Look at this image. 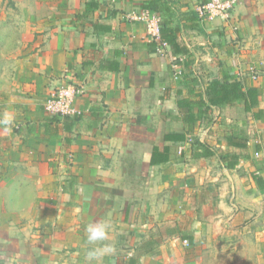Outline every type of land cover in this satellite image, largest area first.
I'll use <instances>...</instances> for the list:
<instances>
[{
  "label": "crops",
  "instance_id": "crops-1",
  "mask_svg": "<svg viewBox=\"0 0 264 264\" xmlns=\"http://www.w3.org/2000/svg\"><path fill=\"white\" fill-rule=\"evenodd\" d=\"M148 1L154 0H69L64 10L51 8L48 22H21L13 50L0 49V244L26 239L21 264H86L84 230L99 221L111 224V244L122 251L117 238L137 220L142 191L153 198L157 178L188 156L207 158L221 148L222 162L238 157L232 170L223 162L226 168L244 177L239 169L252 154L247 127L264 119L242 113V104L208 103L207 112L200 104L210 81L231 75L257 89L264 110V0H233L230 18L205 22L196 11L205 0H155L161 11L145 9ZM145 15L159 16L160 27L171 20L190 55L174 54L161 31L152 38L137 19ZM67 85L82 89L70 130L63 119L51 123L44 109L50 94ZM232 109L247 119L239 125ZM189 114L196 119L188 122L191 131ZM245 132L247 149L227 145ZM259 146L256 155L264 151ZM254 175L262 178L251 169V188L264 191ZM151 236L162 235L138 242L128 264ZM184 239L195 245L193 234ZM159 242L160 255L137 264L161 257Z\"/></svg>",
  "mask_w": 264,
  "mask_h": 264
},
{
  "label": "rangeland",
  "instance_id": "rangeland-1",
  "mask_svg": "<svg viewBox=\"0 0 264 264\" xmlns=\"http://www.w3.org/2000/svg\"><path fill=\"white\" fill-rule=\"evenodd\" d=\"M68 1L0 0V49L5 54L13 50L23 36L21 22L34 23L41 18L48 22L51 8L57 5L64 10ZM232 110L236 122L247 119L239 110ZM214 119L212 116L216 128ZM247 128L252 154L245 162L247 166L243 164L239 169L244 177L240 173L242 178L238 179L226 168L219 158L221 148L214 149L215 156H188L181 164L166 169L156 180L153 198L142 191L139 202L144 203L138 206L137 220L125 224L123 234L117 238L124 249L113 254L114 262L110 264H128L131 249L151 233L162 235V256L144 257L140 264H264V191L251 188L249 176L253 169L264 179V151L260 156L254 153L257 144L264 150V122H253ZM197 147L198 143L193 142V150ZM133 231H139V236ZM192 234L195 245L191 247L184 237ZM115 239L109 235L110 243ZM20 240L15 246L10 244L14 240L8 242V248L0 244V264H21L19 258L27 252V246L26 239Z\"/></svg>",
  "mask_w": 264,
  "mask_h": 264
},
{
  "label": "trees",
  "instance_id": "trees-1",
  "mask_svg": "<svg viewBox=\"0 0 264 264\" xmlns=\"http://www.w3.org/2000/svg\"><path fill=\"white\" fill-rule=\"evenodd\" d=\"M208 0H205L207 2ZM143 7L145 9L153 10V11H161L159 3L157 1H148L144 2ZM171 20L164 19L161 24V36L163 40L171 46L173 53L177 55L184 54L187 57L190 55L189 51L180 40L178 36L177 28L174 29L171 27ZM205 96L207 98V102L202 100L201 106L204 107V112H207L211 107L210 106H237L238 104H242L243 108L241 110L242 113H252L255 120L264 119V110L261 108V101L259 99V94L257 89L246 87L244 83L231 75H224L223 77L219 76L210 81L208 87L205 91ZM208 103L210 106H208ZM256 110V111H255ZM187 125L189 131L192 128L189 126L190 119H195L191 114L187 116ZM58 117H54L50 120L51 123L59 122ZM196 120V119H195ZM63 123L66 130H70L73 120L71 117L66 116L63 118ZM247 124V123H245ZM249 143L248 134L245 132L243 134H238L236 136L229 137L227 140V145L233 148L247 149ZM261 148L257 145V151L260 152ZM205 156H211V153L207 152ZM233 160H228L227 157L222 156L223 162L226 164L227 168L234 169L238 163V157H233ZM254 180L257 182L258 186L261 189H264V181L262 178L257 175L253 176ZM159 240L151 236L149 239L145 240V243L141 245L135 255L129 260L130 264H137L138 259L141 256L149 255V256H159L160 251H156L159 247Z\"/></svg>",
  "mask_w": 264,
  "mask_h": 264
},
{
  "label": "built area",
  "instance_id": "built-area-1",
  "mask_svg": "<svg viewBox=\"0 0 264 264\" xmlns=\"http://www.w3.org/2000/svg\"><path fill=\"white\" fill-rule=\"evenodd\" d=\"M233 4V0H209L207 3L199 5L196 11L199 18L204 22L217 19L226 20L230 18ZM137 19L146 21L149 35L152 38L159 37L161 31L159 16L145 15ZM253 73V78L257 79L258 74L256 72ZM81 92L82 89L74 85L61 87L51 93L46 99L44 109L52 117L63 119L66 116H75L77 112L73 107V103ZM257 156H260L259 153H257Z\"/></svg>",
  "mask_w": 264,
  "mask_h": 264
},
{
  "label": "clouds",
  "instance_id": "clouds-1",
  "mask_svg": "<svg viewBox=\"0 0 264 264\" xmlns=\"http://www.w3.org/2000/svg\"><path fill=\"white\" fill-rule=\"evenodd\" d=\"M2 123L5 130H11V120L6 116ZM87 242L86 264H103L105 257L115 253V246L109 242L111 224L107 221L89 223L85 228Z\"/></svg>",
  "mask_w": 264,
  "mask_h": 264
}]
</instances>
